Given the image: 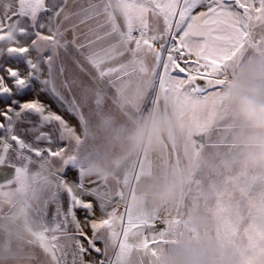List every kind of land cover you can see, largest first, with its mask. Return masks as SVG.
<instances>
[{"label": "snow or ice", "instance_id": "obj_1", "mask_svg": "<svg viewBox=\"0 0 264 264\" xmlns=\"http://www.w3.org/2000/svg\"><path fill=\"white\" fill-rule=\"evenodd\" d=\"M245 69L264 85V0H0V219L25 220L28 264H164L181 246L193 264H264V171L232 143ZM114 110L182 141L97 171L108 134L129 135ZM175 174L185 190L143 210L142 182Z\"/></svg>", "mask_w": 264, "mask_h": 264}, {"label": "clouds", "instance_id": "obj_2", "mask_svg": "<svg viewBox=\"0 0 264 264\" xmlns=\"http://www.w3.org/2000/svg\"><path fill=\"white\" fill-rule=\"evenodd\" d=\"M231 105L234 109V118L240 124L232 136V143L243 154L244 164L249 169L264 171V85L256 83L254 74L250 70H243L238 78ZM114 115L119 122L127 125L129 135L117 137L114 133L108 134L106 154L97 162V171H110L112 159L116 156L130 158L137 150L157 155L166 143L179 144L182 141V135L178 130H174V139H169V129L173 124L159 116L154 122H150L145 130L142 126L137 127L135 113L130 112L129 117H124L114 110ZM94 123L99 125L100 120L94 118ZM103 135L102 132L101 138ZM54 164L57 165V163ZM186 179V176L175 174L158 182H142L140 192L146 194L142 205L143 210L152 212L160 204L175 199L185 190ZM109 184L114 193L117 187L115 179L109 177ZM38 204L39 200L32 201L33 207ZM0 209L2 211L9 209L8 203L5 201L0 204ZM4 226L24 234L25 237L29 236L23 218L7 220ZM164 264H193L190 249L187 246H181L166 258Z\"/></svg>", "mask_w": 264, "mask_h": 264}, {"label": "rangeland", "instance_id": "obj_3", "mask_svg": "<svg viewBox=\"0 0 264 264\" xmlns=\"http://www.w3.org/2000/svg\"><path fill=\"white\" fill-rule=\"evenodd\" d=\"M70 6L72 5V0H69ZM75 11V7L72 9ZM76 22L75 18L72 20L66 21L63 24L64 28H70L71 24ZM78 34L86 32L87 28L86 26H81L78 30ZM72 33L69 31L68 36L71 37ZM84 42L83 35H80V38L78 39L77 43ZM35 55V53H33ZM78 53L75 51V49L70 45L68 52L65 53L63 50L60 51V57L61 59L67 63L69 66L74 67L72 65V57L76 56L78 57ZM57 83H59V78L57 79ZM30 98V97H29ZM42 99H44L42 97ZM53 109L59 111L56 106L53 104ZM54 163L59 164V161H54ZM12 174V170L10 168H0V182H3ZM68 175L70 177H74L75 173L73 170L69 169ZM9 213V209H5L4 211L0 212V216H7ZM8 219H0V264H9V263H3L5 259H11L13 264H17L14 261L16 259H24V255L29 251V247L27 244V241L29 239L28 237H25L24 234L19 232H14L10 230L9 228L5 227V223ZM26 264V263H25Z\"/></svg>", "mask_w": 264, "mask_h": 264}, {"label": "crops", "instance_id": "obj_4", "mask_svg": "<svg viewBox=\"0 0 264 264\" xmlns=\"http://www.w3.org/2000/svg\"><path fill=\"white\" fill-rule=\"evenodd\" d=\"M12 175V174H11ZM11 177V176H10ZM9 177V178H10ZM15 263H17V264H28V262L25 260V259H16L15 261H14ZM3 263H9V264H13V262H12V260L11 259H5L4 261H3Z\"/></svg>", "mask_w": 264, "mask_h": 264}]
</instances>
